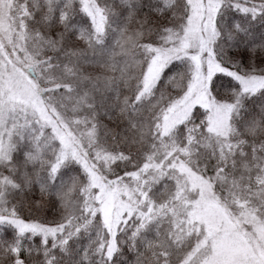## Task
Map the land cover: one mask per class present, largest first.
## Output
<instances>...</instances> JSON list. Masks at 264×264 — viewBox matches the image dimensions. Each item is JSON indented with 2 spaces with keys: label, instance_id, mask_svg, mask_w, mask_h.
I'll list each match as a JSON object with an SVG mask.
<instances>
[{
  "label": "snow or ice",
  "instance_id": "obj_1",
  "mask_svg": "<svg viewBox=\"0 0 264 264\" xmlns=\"http://www.w3.org/2000/svg\"><path fill=\"white\" fill-rule=\"evenodd\" d=\"M264 0H0V264H264Z\"/></svg>",
  "mask_w": 264,
  "mask_h": 264
},
{
  "label": "trees",
  "instance_id": "obj_2",
  "mask_svg": "<svg viewBox=\"0 0 264 264\" xmlns=\"http://www.w3.org/2000/svg\"><path fill=\"white\" fill-rule=\"evenodd\" d=\"M255 31H256L257 36H259L261 32H264V29L260 28V26H257Z\"/></svg>",
  "mask_w": 264,
  "mask_h": 264
}]
</instances>
